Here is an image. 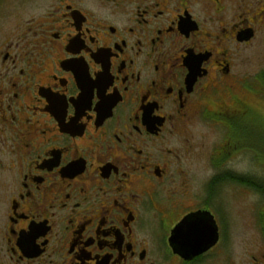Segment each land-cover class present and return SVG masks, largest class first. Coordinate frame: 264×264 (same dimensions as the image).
Masks as SVG:
<instances>
[{
    "label": "flooded vegetation",
    "instance_id": "obj_1",
    "mask_svg": "<svg viewBox=\"0 0 264 264\" xmlns=\"http://www.w3.org/2000/svg\"><path fill=\"white\" fill-rule=\"evenodd\" d=\"M263 32L264 0H0V264H264L220 196L234 60ZM199 119L226 129L210 174ZM208 213L218 241L180 252Z\"/></svg>",
    "mask_w": 264,
    "mask_h": 264
},
{
    "label": "rangeland",
    "instance_id": "obj_2",
    "mask_svg": "<svg viewBox=\"0 0 264 264\" xmlns=\"http://www.w3.org/2000/svg\"><path fill=\"white\" fill-rule=\"evenodd\" d=\"M234 60V71L240 79L239 103L231 122H221L229 128V140L224 151H234L228 167L239 175L264 181V82L259 75L264 72V32L250 46L242 48ZM239 101V100H238ZM192 144L196 147L193 164L211 173L210 153L220 149L226 129L221 124L196 120L192 126ZM220 142V143H219ZM219 143V144H218ZM224 211L233 222L228 234L241 249L264 246V194L242 184H224L220 191Z\"/></svg>",
    "mask_w": 264,
    "mask_h": 264
},
{
    "label": "water",
    "instance_id": "obj_3",
    "mask_svg": "<svg viewBox=\"0 0 264 264\" xmlns=\"http://www.w3.org/2000/svg\"><path fill=\"white\" fill-rule=\"evenodd\" d=\"M175 232L176 238L182 237L181 240H177L179 251L187 255L199 254L208 250L219 238L218 226L209 213L206 220L184 219Z\"/></svg>",
    "mask_w": 264,
    "mask_h": 264
},
{
    "label": "trees",
    "instance_id": "obj_4",
    "mask_svg": "<svg viewBox=\"0 0 264 264\" xmlns=\"http://www.w3.org/2000/svg\"><path fill=\"white\" fill-rule=\"evenodd\" d=\"M258 77H259L260 81L264 82V72L261 75H259ZM238 180H239L240 184L254 188L255 190L264 194V181H262L261 179L239 175Z\"/></svg>",
    "mask_w": 264,
    "mask_h": 264
}]
</instances>
